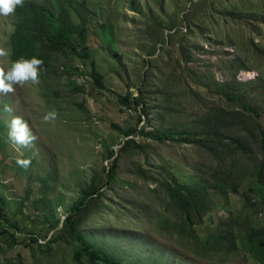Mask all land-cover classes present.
<instances>
[{
    "label": "rangeland",
    "instance_id": "1",
    "mask_svg": "<svg viewBox=\"0 0 264 264\" xmlns=\"http://www.w3.org/2000/svg\"><path fill=\"white\" fill-rule=\"evenodd\" d=\"M85 1L91 12V56L85 57L80 49L69 57L55 53L50 58L52 69L40 71L38 85H17L14 93L0 94V264H77L72 245L65 240L51 249L45 245L91 178L104 177L115 157H110V150L119 153V180L102 188L101 202L86 218L82 231L88 240L122 264H256L241 245L246 213H253L264 227L259 204L264 197V156L251 124L221 130L225 137L220 144L213 137L205 143L204 137L196 136L184 141L181 135L164 140L136 135L137 143L120 151L127 138L113 124L122 129L146 126L153 134L202 128L207 108L196 115L199 109L191 99L178 96L183 84L175 87L176 97L162 94L173 65L183 67L189 82L215 103L220 97L196 85L199 76L209 75L212 82H241L239 92L264 121L261 1ZM72 17L79 21L73 10ZM16 19L0 17V47L9 52L0 58V65L12 61L10 36ZM93 69L102 74L105 89L91 77ZM146 75L152 84L150 96L147 89L145 95L148 115L117 99L128 92L136 94ZM5 105L12 108L10 114L3 111ZM52 110L57 118L45 122L44 115ZM17 115L37 136L32 146L19 152L8 138V124ZM228 136L242 138L253 149L234 150ZM17 158H31V166L19 167ZM168 174L210 194L212 207L192 230L183 227L182 214L169 205L153 180ZM249 198L257 203L252 210L245 204ZM58 220V227H53ZM224 229L235 237V250L201 249L200 240ZM3 230L14 234L15 246L2 239ZM34 237L42 246L31 240Z\"/></svg>",
    "mask_w": 264,
    "mask_h": 264
},
{
    "label": "trees",
    "instance_id": "2",
    "mask_svg": "<svg viewBox=\"0 0 264 264\" xmlns=\"http://www.w3.org/2000/svg\"><path fill=\"white\" fill-rule=\"evenodd\" d=\"M55 1L56 9H52L53 0H45L44 3L38 2L37 0H25V6L16 10L15 16L17 19L15 21V30L10 36L12 60L20 57L31 58L32 56H37L44 62L41 70L44 69L47 72L52 69L50 66V58L55 53L69 57L73 56L75 51L80 49L85 57L91 56L88 45V19L91 12L85 4L86 1ZM260 1L263 6L260 17L264 23V0ZM72 10L77 13L79 17L78 22L73 20ZM232 18L234 19V16ZM65 70L71 72L70 69L67 70L65 68ZM185 72L183 67L173 65L168 81L167 79L165 80L167 81V86L161 89L162 94L167 98L176 97L175 87L182 86L181 84H183L185 88L179 90L178 96H184V98L186 97L189 100L191 99L193 105L199 109L196 115L200 117V108L203 106L207 108L206 112L201 116L204 126L192 132L170 128L162 129L153 134L148 132L146 126L122 129L118 124H113L127 138L119 151L135 145L137 139L134 136L136 135L151 137L156 140H164L169 137L177 138L181 135L180 139L184 141L190 140V136H196L200 137V139L204 137L205 143H207L209 137H213L216 139V144H220L224 140L223 137H225L221 130L251 124L252 133L257 143H259V149L264 156V121L257 116V112L252 108L250 101L239 92V84L241 82H212L209 75L205 76V78L199 76L195 80L196 85H203L209 88L212 94H217L220 97V102L215 103V100L213 101V99L203 97L202 90L196 88V86H193L189 82ZM90 75L101 89L106 88L102 74L93 69ZM146 77L142 80V85L139 86L136 94L128 92L125 95H117V99L121 104L129 108H140L142 113L148 115L147 108L149 105L145 100V95L147 89L150 96L149 87L152 84H150L147 75ZM161 90L158 91L160 92ZM148 100L150 101V98ZM223 103L227 106H222L221 104ZM179 105H182V103H179ZM141 116L140 120L142 118ZM2 128L1 125L0 142H3L1 135ZM227 139L234 150L239 149L250 152L253 149V146L246 143L242 138L228 136ZM193 141L196 142L197 140ZM116 153L115 150H110V157H115L111 165L104 169V177L93 176L89 184L87 183L81 190V195L70 206L62 221V226L58 228L56 234L47 240L46 248L51 249L55 242L63 239L72 245L73 259L77 264H122L106 254L97 244L88 240L82 231L86 218L95 210L94 208L99 205L104 196V190L102 188L110 186L114 180H119V153L117 155ZM138 172L143 173L140 168H138ZM153 180L157 187L165 194L169 205L182 214L183 227L192 230L196 222L201 223L202 217L212 207L210 194L204 188L187 187L181 184L172 174L164 176L162 180L158 177ZM30 194L31 190L27 192L26 197H29ZM250 200V198L246 199L245 204L252 210L257 203L251 202ZM259 204L262 205V212L264 213V197L262 201H259ZM2 212L3 209L0 206V217L2 216ZM243 219L244 233L241 237V245L248 255L255 260L256 264H264V227L261 226V222L254 218L253 213H246ZM59 224V220L55 221L53 227L57 228ZM234 238L230 229H224L217 232L216 236L211 239L199 241V238H197V241H199L198 243L202 250L216 247L217 251L219 250L218 252L226 253L238 247L235 244ZM2 239L10 247L16 245L14 234H9L6 230L2 231ZM31 240L38 243L35 237L31 238ZM25 244L28 246L31 245L28 242H25ZM38 245L42 246L40 243ZM33 250L34 248L32 247L31 251Z\"/></svg>",
    "mask_w": 264,
    "mask_h": 264
},
{
    "label": "clouds",
    "instance_id": "3",
    "mask_svg": "<svg viewBox=\"0 0 264 264\" xmlns=\"http://www.w3.org/2000/svg\"><path fill=\"white\" fill-rule=\"evenodd\" d=\"M25 6V0H0V17L13 16L18 8ZM9 56L7 49L0 47V58ZM43 60L37 56L31 58L20 57L10 61L6 65H0V94L9 95L16 91V86L23 87L26 84L38 85L40 83V71ZM3 111L11 113L10 106L5 105ZM58 113L55 110L47 112L43 120L45 122L54 121ZM8 138L11 144L19 152L23 148H28L37 140L29 123L21 116H12L9 124ZM31 158H17L16 164L24 169L31 166Z\"/></svg>",
    "mask_w": 264,
    "mask_h": 264
}]
</instances>
